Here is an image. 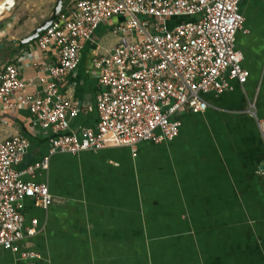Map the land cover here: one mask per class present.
Here are the masks:
<instances>
[{
	"label": "crops",
	"instance_id": "0c3cea01",
	"mask_svg": "<svg viewBox=\"0 0 264 264\" xmlns=\"http://www.w3.org/2000/svg\"><path fill=\"white\" fill-rule=\"evenodd\" d=\"M58 1L14 0L11 11L0 10V72L22 62L26 84L12 96L15 106L0 115V141L29 138L21 171L50 156L49 133L40 131L19 102L42 95L39 79L49 77L45 68L55 63L56 52L20 41L52 16ZM77 1L63 0V8ZM240 10L245 24L236 45L248 82L207 95L205 113L177 114L182 126L176 140L142 143L137 156L113 144L75 156L55 154L47 170L23 176L47 184L54 199L48 209L24 202L26 228L38 223L20 248L39 256L34 263L264 264V0H241ZM121 21L97 30L62 87L79 110L70 120L73 134L98 123L92 61L131 41L114 33ZM23 263L20 254L0 248V264Z\"/></svg>",
	"mask_w": 264,
	"mask_h": 264
},
{
	"label": "built area",
	"instance_id": "2783aa9c",
	"mask_svg": "<svg viewBox=\"0 0 264 264\" xmlns=\"http://www.w3.org/2000/svg\"><path fill=\"white\" fill-rule=\"evenodd\" d=\"M241 0H78L62 8L51 26L35 41L52 48L56 61L46 66L49 77L39 79L41 96L21 98L42 132L49 133L50 156L21 171L18 167L30 148L21 135L0 141V248L20 254L23 264H36L38 255L22 251L25 236L36 234L37 221L26 228L24 202L34 200L48 209L54 202L47 184L24 181L37 169L47 170L55 154L97 152L113 144L130 148L137 156L142 143L173 142L180 135L179 113L202 114L207 95L220 96L244 86L249 72L237 49V34L244 29ZM115 19L114 33L131 38L113 52L95 56L92 67L98 80V123L80 134L70 132L78 106L63 93L68 77L80 65L86 43L97 30ZM185 19L170 27L168 21ZM23 63L8 64L0 72V115L15 104L12 96L26 84ZM264 130V126H261ZM36 132V128H34Z\"/></svg>",
	"mask_w": 264,
	"mask_h": 264
},
{
	"label": "water",
	"instance_id": "95a60500",
	"mask_svg": "<svg viewBox=\"0 0 264 264\" xmlns=\"http://www.w3.org/2000/svg\"><path fill=\"white\" fill-rule=\"evenodd\" d=\"M63 5H64L63 0H59L54 9L52 16L46 22H44L41 26H39L36 30H34V32L31 35L22 39L20 41V44L26 45V44L36 41L40 37V35L51 26L53 21L56 19L57 15L61 12ZM14 6H15L14 0H3V2L0 5V10L1 11H11Z\"/></svg>",
	"mask_w": 264,
	"mask_h": 264
}]
</instances>
